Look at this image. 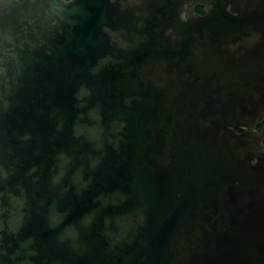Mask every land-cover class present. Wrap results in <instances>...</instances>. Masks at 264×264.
Here are the masks:
<instances>
[{"label": "water", "instance_id": "obj_1", "mask_svg": "<svg viewBox=\"0 0 264 264\" xmlns=\"http://www.w3.org/2000/svg\"><path fill=\"white\" fill-rule=\"evenodd\" d=\"M263 114L264 0H0V264H264Z\"/></svg>", "mask_w": 264, "mask_h": 264}, {"label": "flooded vegetation", "instance_id": "obj_2", "mask_svg": "<svg viewBox=\"0 0 264 264\" xmlns=\"http://www.w3.org/2000/svg\"><path fill=\"white\" fill-rule=\"evenodd\" d=\"M194 10L200 14H204V12H205L204 7L201 5L195 6ZM248 130L253 133V134H251L253 139L256 140L257 142L259 141L260 145L262 146V148H263L262 158L264 159V114H263L261 120L256 122L254 124V126Z\"/></svg>", "mask_w": 264, "mask_h": 264}]
</instances>
